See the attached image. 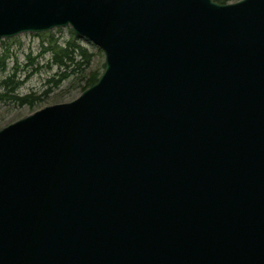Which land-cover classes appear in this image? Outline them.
Listing matches in <instances>:
<instances>
[{"label":"water","instance_id":"95a60500","mask_svg":"<svg viewBox=\"0 0 264 264\" xmlns=\"http://www.w3.org/2000/svg\"><path fill=\"white\" fill-rule=\"evenodd\" d=\"M66 27L104 70L0 130V264H264V0H0Z\"/></svg>","mask_w":264,"mask_h":264},{"label":"rangeland","instance_id":"374dc122","mask_svg":"<svg viewBox=\"0 0 264 264\" xmlns=\"http://www.w3.org/2000/svg\"><path fill=\"white\" fill-rule=\"evenodd\" d=\"M238 1L240 0H229L227 3ZM68 41L81 45L89 54H93L92 70L102 74V52L90 42L76 36L69 27L0 39V84L3 80L11 78L9 81L12 84H20L15 96L22 98L30 95L33 100L40 98L33 105H24L14 100L0 102V130L44 107L66 104L80 96L82 85L78 81L71 82L69 79L59 85L51 81L57 79V70L50 62L51 55L42 52L50 45L63 46Z\"/></svg>","mask_w":264,"mask_h":264},{"label":"trees","instance_id":"16d2710c","mask_svg":"<svg viewBox=\"0 0 264 264\" xmlns=\"http://www.w3.org/2000/svg\"><path fill=\"white\" fill-rule=\"evenodd\" d=\"M212 1L226 4L229 0ZM42 52L51 55L50 62L57 70V79H52L51 81L56 85L69 79L71 82L78 81L82 85L81 91L83 92L93 86L101 75L99 71L92 70L91 61L94 55L89 54L87 49L75 42L68 41L63 46H59L58 44H54V46L50 45ZM102 69L104 70V64L102 65ZM9 80L11 78L3 80L0 84V102L14 100L24 105H33L37 100H40V98L33 100L30 95L18 98L14 94L19 89L20 84H12Z\"/></svg>","mask_w":264,"mask_h":264}]
</instances>
